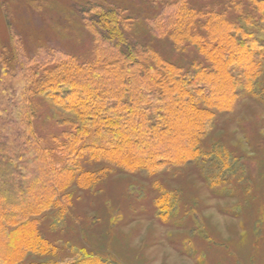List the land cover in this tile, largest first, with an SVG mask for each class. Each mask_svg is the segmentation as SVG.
Returning a JSON list of instances; mask_svg holds the SVG:
<instances>
[{
  "label": "rangeland",
  "instance_id": "374dc122",
  "mask_svg": "<svg viewBox=\"0 0 264 264\" xmlns=\"http://www.w3.org/2000/svg\"><path fill=\"white\" fill-rule=\"evenodd\" d=\"M88 1L128 17L130 42L183 74L207 64L194 45L150 31L148 19L164 0H0V62L13 67L23 56L31 65L50 62L45 56L55 50L92 60L93 36L79 14ZM188 3L228 11L264 46V24L250 1ZM236 91L230 108H207L210 125L196 143L199 157L187 164L130 170L84 152L73 159L72 181L30 218L54 254H28L24 261H70L87 252L105 264H264V60L252 83L240 79ZM31 110L50 146L51 135L71 125L72 117L37 91Z\"/></svg>",
  "mask_w": 264,
  "mask_h": 264
},
{
  "label": "trees",
  "instance_id": "16d2710c",
  "mask_svg": "<svg viewBox=\"0 0 264 264\" xmlns=\"http://www.w3.org/2000/svg\"><path fill=\"white\" fill-rule=\"evenodd\" d=\"M248 1L264 24V0ZM161 2L149 29L194 45L207 63L194 73L183 74L130 42V19L96 1L79 9L93 36L92 60L55 50L45 56L50 62L31 65L24 56L13 67L0 62V264H105L87 252L70 261H24L28 254H54L30 218L72 181L70 162L82 152L130 170L194 161L196 143L210 125L207 108H230L240 79L251 84L256 78L264 46L228 11L193 7L188 0ZM34 91L72 117L61 135H51V146L33 125Z\"/></svg>",
  "mask_w": 264,
  "mask_h": 264
}]
</instances>
